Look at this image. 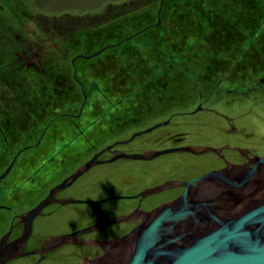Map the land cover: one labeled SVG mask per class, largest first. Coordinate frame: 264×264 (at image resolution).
<instances>
[{"label":"rangeland","instance_id":"374dc122","mask_svg":"<svg viewBox=\"0 0 264 264\" xmlns=\"http://www.w3.org/2000/svg\"><path fill=\"white\" fill-rule=\"evenodd\" d=\"M149 1L0 0V153L7 150L2 144L3 131L12 137L17 133L23 137L46 123L50 94L55 91L56 106L86 103L105 109L113 103L126 106L131 103L129 96H134L131 104L144 108V115L134 124L118 126L115 134H105L91 150L90 144H85L82 162L119 140L126 144L121 148L127 151L128 138L133 133L154 125L163 126L142 138L153 141L184 133L188 136L186 141L194 143L198 138L212 140L210 136L216 134L221 141L227 139L231 126L259 157L264 156L261 2L166 0L160 18V1L147 4ZM248 7L251 11L261 9V13L251 15ZM25 54L32 62L24 59ZM139 87L143 90L134 91ZM54 108V114L61 113L60 107ZM192 111L198 113L186 115ZM166 139L158 146L172 148L175 143ZM32 152L27 151L23 158ZM7 163L0 155V172ZM189 163L187 154L174 152L146 164L117 162L99 167L106 175L99 177L97 183L102 187H122L121 177L134 165L144 168L137 177L142 174V179L149 182L146 185H152L153 179L157 182L173 174L200 170ZM62 173L67 175V170ZM61 175L53 184L65 176ZM83 182L77 183L78 191ZM36 191L39 194L44 190L39 187ZM22 194L17 199L20 201L9 202L10 210H0V232L9 226L14 212L32 201V195ZM82 194L78 198H95L86 196L91 195L88 191ZM109 205L113 206V202ZM100 209V205H67L62 211L77 215L74 219H51L43 227L52 234L79 229L93 224L95 216L89 213ZM78 254L80 251H72L63 262L44 264H77ZM14 264H34V258Z\"/></svg>","mask_w":264,"mask_h":264},{"label":"flooded vegetation","instance_id":"af4514ba","mask_svg":"<svg viewBox=\"0 0 264 264\" xmlns=\"http://www.w3.org/2000/svg\"><path fill=\"white\" fill-rule=\"evenodd\" d=\"M155 1L151 0L147 4H152ZM159 1L158 16L161 18L166 0ZM26 54L24 59L32 62L33 59ZM32 64L34 65V62ZM137 89L143 90L139 87L134 91ZM141 94L146 95L145 92ZM106 95L108 96L109 93ZM50 96L51 100L47 105L48 114H45L44 117L46 123L41 124L40 129L35 127V129L24 133L23 137H20L19 133L12 137L3 131L2 144L7 147V150L1 151L0 155L8 163L0 172V201L2 199L4 201L0 203V210H10L12 206L9 205V202L19 199L23 195L22 193L30 194L33 197H31L30 204L13 213V219L8 224L9 226L5 231L0 232V243L4 241L5 247H11L14 242L25 238L28 228L27 213L48 199L46 206L33 219L29 237L16 245L17 257L7 264H14V262L28 257L34 258V264H44L55 260H57L55 263H60L72 251L75 253L80 251L78 254L80 260L77 264H97L103 256L116 254L117 249L113 246L116 240L127 235L136 227L147 223L157 208L178 199L185 189V182L195 180L213 170L245 168L259 157L249 145L244 143L239 132L231 129V126L227 132V139L221 141L217 140L219 136L212 134L210 136L212 140L207 142L199 141L200 138H198L196 142L189 143L186 141L187 134L178 133L167 137L175 143L172 148L168 149L189 147L191 151L180 150L174 153L187 154L190 160L189 164L202 169V171L173 174L162 181L156 182V179H153L154 184L146 185L149 182L142 179L144 177L142 174L137 177L138 172L143 171L144 168H136L133 165L131 171L121 177L124 184L122 187L114 185L102 187L97 181L99 177L106 174L101 172L102 168L99 167L122 161H127L129 164H146L161 156L157 155V152L167 150L158 146L166 139L165 137L156 138L153 141L142 138L143 135L151 133L163 125H154L133 133L128 138L127 145L130 148H127V151L123 147L121 148L126 144L119 140L95 151L91 157L82 162L81 160L85 158V144H90L88 147L91 150L96 143L102 141L105 134H115V129L118 126L134 124L144 115V108L137 104H131L134 96H129L131 103L126 106L113 103V106L109 104V107L105 109L96 104L89 107L86 103L56 106L54 105L55 91ZM54 107H60L58 110L61 113L54 114ZM87 107L90 109L88 113ZM200 111L202 110L200 109ZM208 111L212 112V109H208ZM197 113L192 111L186 115ZM63 119L65 120L59 126ZM226 119L230 124L232 123L231 119ZM149 129L151 130L146 132ZM22 141L28 142L19 145ZM27 151L33 152L23 158V154ZM79 162L80 164H78ZM89 162H91L90 166L85 168ZM70 165H73L72 170H69ZM135 168L138 170L134 171ZM8 170H10L8 174L2 178ZM64 170H67V175L62 173ZM78 172L82 173L74 179L73 176ZM61 174L65 176L53 184ZM90 175H92L91 178L83 182ZM51 177L53 178L51 179ZM145 178L151 179L146 176ZM80 182H83L82 189L78 191L76 186ZM23 187L26 189L21 193ZM39 187L44 191L36 194ZM84 191L91 194L86 196L95 198H78V194L83 195ZM112 202L113 206H107ZM115 203L117 205L114 207ZM73 204L100 205L103 209L89 213L95 216V222L91 225L59 234L46 233V227L43 226L48 221H52L51 219L66 220L74 219L77 216L62 211L65 206ZM109 208L112 210L107 211ZM62 213L64 214L62 215ZM89 217L91 218V216ZM117 219L121 221L113 222ZM113 225L122 227H116L113 230Z\"/></svg>","mask_w":264,"mask_h":264},{"label":"water","instance_id":"95a60500","mask_svg":"<svg viewBox=\"0 0 264 264\" xmlns=\"http://www.w3.org/2000/svg\"><path fill=\"white\" fill-rule=\"evenodd\" d=\"M260 82L264 84V77ZM180 150L191 151L183 147L157 155ZM184 187L178 199L116 240V254L103 256L97 264H264V156L245 168L210 171ZM47 202L27 213L25 238L9 248L0 243V264L17 257L16 245L29 237L33 219Z\"/></svg>","mask_w":264,"mask_h":264},{"label":"trees","instance_id":"16d2710c","mask_svg":"<svg viewBox=\"0 0 264 264\" xmlns=\"http://www.w3.org/2000/svg\"><path fill=\"white\" fill-rule=\"evenodd\" d=\"M260 2H261V4H260V6L262 7V8H264V0H259ZM251 5V4H250ZM245 6H247V5H245ZM254 6V5H253ZM258 6V5H257ZM251 7V6H250ZM250 7H248V12H249V14H254L255 16L256 15H259L261 12V9H255V10H250L249 8ZM246 12V11H245ZM260 20V16L258 17V21ZM83 20H81V22H82ZM260 22H261V29L259 30V32H261L262 31V29H264V19H262V20H260ZM263 22V23H262ZM255 35V34H254ZM255 36H257V35H255ZM190 59V58H189ZM195 61V60H194ZM190 63L192 62V61H189ZM203 63V62H202Z\"/></svg>","mask_w":264,"mask_h":264},{"label":"clouds","instance_id":"9594fccd","mask_svg":"<svg viewBox=\"0 0 264 264\" xmlns=\"http://www.w3.org/2000/svg\"><path fill=\"white\" fill-rule=\"evenodd\" d=\"M115 229V226H114V228H113V230Z\"/></svg>","mask_w":264,"mask_h":264}]
</instances>
